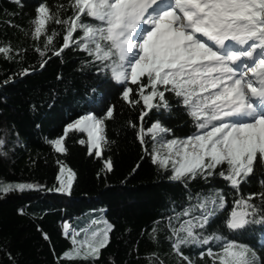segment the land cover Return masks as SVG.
<instances>
[{
    "label": "snow or ice",
    "instance_id": "6c2138e0",
    "mask_svg": "<svg viewBox=\"0 0 264 264\" xmlns=\"http://www.w3.org/2000/svg\"><path fill=\"white\" fill-rule=\"evenodd\" d=\"M13 2L21 4V0ZM34 10L31 31L24 34L33 41L44 38L43 50L34 45L40 57L52 50L55 38L62 35V45L52 54L60 57L70 48L86 52L93 62H99L97 71L108 72L123 86L124 102L130 107L143 102L141 122L148 115L146 110L170 109L166 93L174 94L178 103L182 101L193 130L167 138L172 130L152 123L146 129L151 134L152 151L146 150V154L153 164L171 173L172 181L187 185L196 179L207 182L209 177H219L228 182L239 194L221 222L229 231L240 232L252 224L264 226V191L245 196L241 190L258 167L264 169V0H66L55 11L42 0ZM52 23L62 31L52 29L49 33ZM22 51L10 43L0 44V55L6 60ZM46 63L42 60L40 67ZM28 72L21 69L19 74ZM11 80L9 77L5 83ZM129 82L137 87L127 86ZM113 116L114 106H108L103 116L81 115L67 123L63 135L47 142L56 152L65 153L66 137L71 132H86L88 154L95 149L94 155L101 157L103 145L109 143L104 135L105 120ZM129 125L137 127L132 121ZM146 133L141 123L137 139L142 146ZM79 143L86 142L81 139ZM104 168L112 170L110 159ZM64 172L61 166L60 173ZM61 174L56 177L60 187L55 190L70 192L75 174L68 169L67 183ZM260 187L264 189V179ZM34 189L42 186L0 183L4 194ZM257 199L260 204L253 202ZM196 201L169 219L168 238L182 264H194L181 251L191 245L208 246L199 256H207L212 264H264L248 245L228 239L218 230L205 233L207 225L226 208L222 189L198 193ZM197 211L199 214H194ZM64 229L68 235V224ZM110 230L109 225L72 233L73 247L63 258L99 259L109 243ZM156 232L154 227L153 241ZM44 238L48 239L47 234Z\"/></svg>",
    "mask_w": 264,
    "mask_h": 264
},
{
    "label": "trees",
    "instance_id": "16d2710c",
    "mask_svg": "<svg viewBox=\"0 0 264 264\" xmlns=\"http://www.w3.org/2000/svg\"><path fill=\"white\" fill-rule=\"evenodd\" d=\"M40 2L0 0V44L10 43L13 49L23 50L12 60L0 55V183L42 186L23 192H0V264H182L168 238L169 219L195 204L198 193L207 194L213 188L223 190L227 204L207 225L205 233L218 230L226 238L254 249L264 261V226L252 224L231 232L221 224L239 195L228 182L219 177H209L207 182L196 179L187 185L172 181L171 173L153 164L146 154V150L152 151L151 134L146 133L152 123L171 129L167 138L182 137L193 130L182 101L178 103L174 94L166 93L170 109L146 110L148 115L141 122L143 102L136 107L124 102L123 86L108 72L97 71L99 62H93L86 52L70 48L60 57L52 54L62 45V35L55 38L54 48L40 57L34 45L43 50L44 38L33 41L24 34L31 31L29 21ZM61 3L66 0H47L53 11ZM66 14L70 15V10ZM48 29L49 33L52 29L62 31L55 23ZM42 60L47 61L43 68ZM21 69H29L28 74L20 75ZM9 77L11 82L5 83ZM127 86L137 87L130 82ZM133 98L138 99L134 94ZM108 106H114V116L105 120L104 135L109 143L103 145L101 157L94 155L95 149L88 154L84 132H71L66 137L65 153L56 152L47 142L63 135L67 123L88 112L103 116ZM129 121L137 127L130 126ZM141 123L146 133L143 146L137 139ZM81 139L84 145L79 143ZM109 159L111 171L104 168ZM60 164L75 172L68 194L55 191ZM262 179L264 169L258 167L241 185L243 194L264 191L260 187ZM253 202L260 204L259 199ZM98 216L111 226L109 243L99 259L63 258L73 247L70 234L64 232L65 222L81 232L86 226L89 229ZM154 227L155 241L151 239ZM211 246L215 251L216 245ZM207 247L191 245L181 251L194 264H212L207 256H199Z\"/></svg>",
    "mask_w": 264,
    "mask_h": 264
},
{
    "label": "rangeland",
    "instance_id": "374dc122",
    "mask_svg": "<svg viewBox=\"0 0 264 264\" xmlns=\"http://www.w3.org/2000/svg\"><path fill=\"white\" fill-rule=\"evenodd\" d=\"M86 134V133H85ZM87 136V134H86ZM87 140H88V136H87ZM67 176H68V167L65 168V172H64V181L65 183H67ZM16 184L18 182L16 181H6V184ZM60 187V182L57 181V185L55 186V189L59 188ZM93 221V219H92ZM72 223V222H71ZM90 225V224H89ZM109 225L108 221L103 217V216H98L97 217V221L95 223H92L90 225V228H99V229H105L107 228V226ZM87 227V226H86ZM86 227H84L83 229H87ZM82 229V230H83ZM76 231V230H75ZM64 232H65V229H64ZM71 232L73 233V230L71 231V229L69 228V234H70V237L72 238V235H71ZM80 238V237H78Z\"/></svg>",
    "mask_w": 264,
    "mask_h": 264
},
{
    "label": "water",
    "instance_id": "95a60500",
    "mask_svg": "<svg viewBox=\"0 0 264 264\" xmlns=\"http://www.w3.org/2000/svg\"><path fill=\"white\" fill-rule=\"evenodd\" d=\"M89 113V112H88ZM92 113V112H91ZM93 115H94V113H92ZM85 115V114H84ZM79 118V117H78ZM77 119V118H76ZM74 121V120H73ZM70 123V122H69ZM67 125V124H66ZM84 133H86V132H84ZM87 134V133H86ZM61 166H64V164H60V166H59V169H58V172H57V174H56V177H57V175L59 174V172H60V168H61ZM68 168H70V167H68ZM71 169V168H70ZM72 170V172L75 174V172H74V170L73 169H71ZM73 180H74V178H73ZM73 180H72V182H73ZM56 181H57V179H56ZM56 191V190H55ZM57 192H60V191H57ZM62 193H65V194H68L69 192H62Z\"/></svg>",
    "mask_w": 264,
    "mask_h": 264
},
{
    "label": "built area",
    "instance_id": "2783aa9c",
    "mask_svg": "<svg viewBox=\"0 0 264 264\" xmlns=\"http://www.w3.org/2000/svg\"><path fill=\"white\" fill-rule=\"evenodd\" d=\"M65 224H68L69 228L71 229V231L73 230V233L75 232V230L69 225V223L65 222ZM64 224V225H65ZM71 235H72V232H71Z\"/></svg>",
    "mask_w": 264,
    "mask_h": 264
},
{
    "label": "bare ground",
    "instance_id": "6f19581e",
    "mask_svg": "<svg viewBox=\"0 0 264 264\" xmlns=\"http://www.w3.org/2000/svg\"><path fill=\"white\" fill-rule=\"evenodd\" d=\"M63 167L65 168V166H63ZM68 169H70V168H68ZM59 174H61V173L59 172ZM61 175H62V179H64V173Z\"/></svg>",
    "mask_w": 264,
    "mask_h": 264
}]
</instances>
